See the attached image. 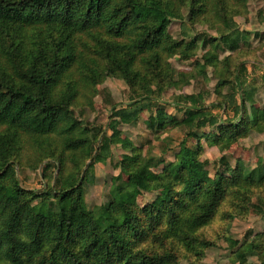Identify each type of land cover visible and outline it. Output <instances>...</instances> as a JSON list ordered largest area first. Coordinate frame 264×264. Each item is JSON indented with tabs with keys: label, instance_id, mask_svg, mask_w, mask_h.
<instances>
[{
	"label": "rangeland",
	"instance_id": "rangeland-1",
	"mask_svg": "<svg viewBox=\"0 0 264 264\" xmlns=\"http://www.w3.org/2000/svg\"><path fill=\"white\" fill-rule=\"evenodd\" d=\"M111 1L98 21L91 20L97 27L85 33L80 30L83 23L80 13L74 14L70 25H58L56 21L29 26L0 22V73L31 71L68 47L75 48L78 56L64 84L56 89V94L65 98H68L67 83L76 89L69 111L78 129L70 133L59 129L45 135L41 144L35 140L38 136L34 130V110L17 125L0 124V173L6 171L8 176L15 177L20 189L25 191L18 197L19 203H29L35 210H57L56 191L80 187L78 218L83 226L74 230L77 239L78 229L82 227L83 236L72 245L91 248L90 264H98L99 245L105 243L112 250L117 248L112 229L120 227L124 219V203L132 206V220L125 224L123 263L264 264V215L253 210L254 204L264 203V115L256 116L258 121L253 124L241 123L236 129H227L235 111L232 106L227 108L217 103L222 94L233 89L228 85L218 89L222 73L213 70L206 55L216 53L221 61L228 51L216 48L215 42L210 43L212 47L205 45L211 37H219L216 27L226 28L219 16L221 6L228 17L232 16L236 27L248 35V42H241L237 53L241 58L248 57L246 65H253L246 78L255 87L253 106L264 110V0H244V4L210 0L207 13L195 18L185 4L179 10V17L169 19L167 35L183 45L173 55L161 53L160 70L168 71L165 90L150 103L149 110L141 113L137 123L120 126L122 139L139 149L142 163L151 172L149 188L134 197L122 195L128 187L130 169L123 159L132 150L121 141L111 143L110 156L94 164L85 179L90 153H94L103 135L111 133L106 129L112 107H125L133 98L125 80L105 74L101 81L93 83L92 73L107 71L110 62L103 50L106 42L118 44L123 53H128L138 43V32L151 23L148 19L142 26L123 28L121 0ZM65 32H69L68 36H63ZM191 43L193 49H185L184 45ZM57 50L61 51L57 53ZM218 68L223 69L221 63ZM141 69L151 71L144 65ZM199 91L205 95L203 102L207 110L217 116L216 124L198 130L196 137L187 136L184 128L174 127L167 117L163 119L167 125L160 131L153 133L147 128L146 118L159 108L178 120L183 118L185 106L174 105V99L179 94ZM143 94L140 91L139 95ZM235 99L240 103V94ZM247 107L249 114L252 106ZM82 129L86 130L84 134L80 132ZM104 129L106 132L99 134ZM67 134L81 135L91 142L78 152L79 163L69 156L74 161L68 159L60 169L57 166L60 154L55 157L52 149L70 150L63 149ZM191 151L195 162L179 165V159ZM181 216H184L182 224L177 220ZM5 217L7 214L0 213V226ZM132 222L134 228L128 226ZM61 263L72 264L64 257Z\"/></svg>",
	"mask_w": 264,
	"mask_h": 264
},
{
	"label": "trees",
	"instance_id": "trees-1",
	"mask_svg": "<svg viewBox=\"0 0 264 264\" xmlns=\"http://www.w3.org/2000/svg\"><path fill=\"white\" fill-rule=\"evenodd\" d=\"M244 4V0H234ZM111 0H0V22L32 25L36 22H53L70 25L75 13L81 14L83 21L82 32H89L94 27L91 20H99L109 6ZM210 0H121L122 8L121 26L123 28L130 25L142 24L150 19L149 25L143 26L137 34L138 43L132 45V51L123 53L118 44L105 43L103 50L107 54L110 62L106 67L107 71H93L91 81L99 82L105 74L115 76L125 80L131 95L130 103L125 107H112L107 129L111 133L103 135L100 144L94 147V153H90L91 161L85 171V179L89 176L90 169L97 162H104L110 156L112 142H122L125 147L132 150L130 156H125L123 162L130 167L127 188L122 195L134 197L142 190H147L150 186V171L142 163V153L133 147L127 140L122 139L121 125H132L140 120L141 113L149 110L150 103L157 100L160 93L165 90V78L167 72L165 68L160 70L162 64L161 53L163 51L173 55L183 45L182 41H176L167 35V24L170 18L180 16V8L185 4L189 6L191 17L195 18L205 15L209 7ZM234 8H238L235 6ZM229 13L230 8L227 7ZM221 22L226 25L223 30L216 27L219 37H211L205 45L211 46L215 42V47L227 54L218 60L216 53L206 55L207 62L212 65L213 70L218 74L222 73V80L218 89H224L227 85L233 91L221 95L218 100L220 106L232 108L235 111L233 118L228 120L227 129L238 128L241 123L253 124L257 122V117L264 115V110L255 108L254 94L255 87L252 82L247 81V67L245 60L248 57H240L237 49L240 43L248 42V35L245 31H240L233 23L232 16L228 17L227 11L219 8ZM99 28V27H98ZM108 33V32H107ZM69 32L63 33L68 36ZM64 40V38L62 39ZM219 41V43H218ZM221 44V46H220ZM10 47V45H9ZM185 49L192 50L194 44H185ZM212 47V46H211ZM61 50H57L59 53ZM12 52V47H11ZM140 56L138 59L137 56ZM146 55V56H145ZM78 58L75 48L68 47L56 55H52L50 60H44L42 65L34 66L31 71H7L0 73V124L14 126L26 120L32 110L34 115L35 139L41 143L45 140V135L58 132L59 129L65 133L77 130L75 121L72 122L70 115V103L76 96V89L67 83L68 98L56 94V89L60 84H64V78L70 72V68ZM141 63V66H140ZM223 69L219 71V64ZM114 64V65H112ZM142 65L151 71H142ZM223 71H225L223 76ZM156 78V79H155ZM172 84V83H171ZM151 86H154L153 89ZM140 91L144 92L139 95ZM136 94V95H135ZM240 94V103H237L235 95ZM141 96V97H140ZM203 91L189 94H179L173 103L177 106H185L184 117L180 120L171 115H167L163 108L157 109L156 113H150L145 123L151 132L160 131L167 123L164 118H170V123L174 127L185 129L189 137H196L198 130L206 125H213L218 122L215 114L209 112L203 102ZM140 98V99H139ZM144 101V102H143ZM70 102V103H69ZM250 105L251 111L247 109ZM252 117V118H251ZM71 123V127L67 125ZM102 130V132H106ZM82 134L85 129L80 130ZM92 132V131H91ZM64 150L52 149V154L58 156L57 166L63 169L66 162L73 157L76 159L78 152L91 141L81 135L72 136L67 134L64 137ZM57 148V147H56ZM89 149H92L90 147ZM191 153L184 154L179 159L178 164L194 163ZM68 157V158H67ZM67 158V159H66ZM72 162L74 159H69ZM79 163L80 159H76ZM251 185V183H245ZM8 192V196L6 194ZM174 191V190H173ZM172 194H179L180 191ZM25 192L20 189L18 181L14 176L10 177L6 171L0 173V213L7 214L4 223L0 226V264H29L36 261V264H62V257L68 259L72 264H90L91 248L79 249L73 246V242L78 237L83 236L82 227L78 229L79 234L75 238L76 226H83L82 219L78 218V211L81 207L82 190L79 186L60 188L56 191L57 206L55 211L35 210L29 203L23 205L19 203V196ZM7 197L8 199H5ZM180 201V200H177ZM191 202L187 203L190 209ZM132 207V206H131ZM122 205L124 219L120 222V227L112 230V237L117 248L110 249L105 243L99 245L96 253L99 255L98 264H126L124 242L126 240L127 221L132 220V209ZM137 209V207H135ZM253 210L257 214L264 215V203L254 204ZM174 212L171 215L174 217ZM180 224L184 221V216L177 219ZM174 222V221H173ZM130 228H134L135 222L129 223ZM123 228L125 231L122 232ZM84 239V237H83ZM94 248V247H92ZM95 249V248H94ZM84 259V260H83Z\"/></svg>",
	"mask_w": 264,
	"mask_h": 264
},
{
	"label": "crops",
	"instance_id": "crops-1",
	"mask_svg": "<svg viewBox=\"0 0 264 264\" xmlns=\"http://www.w3.org/2000/svg\"><path fill=\"white\" fill-rule=\"evenodd\" d=\"M252 66H253L252 64H251V65H246V67H247V72L250 71V70H252Z\"/></svg>",
	"mask_w": 264,
	"mask_h": 264
}]
</instances>
